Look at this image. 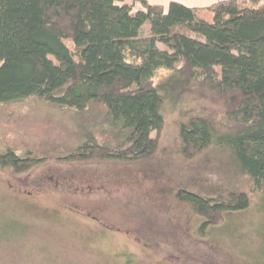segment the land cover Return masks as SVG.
<instances>
[{"label":"trees","instance_id":"1","mask_svg":"<svg viewBox=\"0 0 264 264\" xmlns=\"http://www.w3.org/2000/svg\"><path fill=\"white\" fill-rule=\"evenodd\" d=\"M129 3L144 11L134 14ZM145 25L150 37L140 39ZM160 72L167 75L155 84ZM31 98L80 115L105 109L114 144L86 133L64 160L132 164L157 153L152 134L165 125L164 104L190 100L198 108L179 125L181 154L230 153L264 209V0L205 9L173 2L167 12L146 0H0V105ZM37 163L32 154H0V168L18 174ZM176 197L203 218L201 235L251 206L244 191L211 198L180 190Z\"/></svg>","mask_w":264,"mask_h":264},{"label":"rangeland","instance_id":"2","mask_svg":"<svg viewBox=\"0 0 264 264\" xmlns=\"http://www.w3.org/2000/svg\"><path fill=\"white\" fill-rule=\"evenodd\" d=\"M148 37L146 25L140 39ZM197 108L167 101L165 125L152 134L157 153L132 164L64 160L86 133L114 144L101 105L83 115L38 98L0 105V154L38 161L21 174L0 168V264H264L262 195L225 150L192 159L180 152L179 125ZM180 190L211 198L244 191L251 206L201 235L204 220L177 199Z\"/></svg>","mask_w":264,"mask_h":264},{"label":"crops","instance_id":"3","mask_svg":"<svg viewBox=\"0 0 264 264\" xmlns=\"http://www.w3.org/2000/svg\"><path fill=\"white\" fill-rule=\"evenodd\" d=\"M146 1L150 6L163 7L165 12H167L169 5L173 2L179 3L185 7L192 8V9H205V8L211 7L212 5L218 2L228 1V0H146ZM130 5L133 8L134 14L140 11H144V8L142 7L141 4H130ZM145 27L146 25L143 27V29Z\"/></svg>","mask_w":264,"mask_h":264}]
</instances>
